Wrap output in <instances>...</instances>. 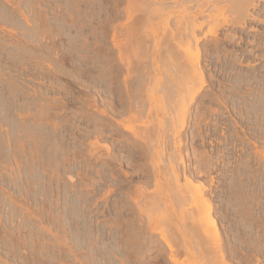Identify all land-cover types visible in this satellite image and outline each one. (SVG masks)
I'll use <instances>...</instances> for the list:
<instances>
[{
    "label": "rangeland",
    "instance_id": "obj_1",
    "mask_svg": "<svg viewBox=\"0 0 264 264\" xmlns=\"http://www.w3.org/2000/svg\"><path fill=\"white\" fill-rule=\"evenodd\" d=\"M138 1L0 0V264H172V245L177 264H264V0H204L205 12L203 0ZM189 53L203 83L174 163L211 171L192 182L191 201L137 183L150 174L136 159L148 147L121 125L132 121L123 106L145 102L136 132L163 122L175 150L168 134L184 73L167 57L184 55L182 65ZM93 141L107 158L90 159Z\"/></svg>",
    "mask_w": 264,
    "mask_h": 264
},
{
    "label": "bare ground",
    "instance_id": "obj_2",
    "mask_svg": "<svg viewBox=\"0 0 264 264\" xmlns=\"http://www.w3.org/2000/svg\"><path fill=\"white\" fill-rule=\"evenodd\" d=\"M138 1V0H137ZM145 2H146V0H144ZM147 1H149V0H147ZM154 1V0H153ZM160 1V0H159ZM164 0H162V2H163ZM166 1V0H165ZM175 1H178V0H175ZM181 1V0H180ZM206 1V0H205ZM209 1H213V0H208L207 2H209ZM215 1V0H214ZM220 1V0H219ZM224 1H227V0H224ZM230 1V0H229ZM236 1V0H235ZM234 1V2H235ZM144 2V3H145ZM161 2V1H160ZM198 2H200V1H198ZM207 2H205L204 3V0H203V4L201 3V4H199V3H197V0H196V3L198 4V7H196V10H201V12H202V9H203V11L205 12V8H203V7H207L208 5H206L207 4ZM232 2V1H231ZM239 2H240V0H239ZM239 2L237 1V4L236 5H238L239 4ZM246 2H247V0H246ZM138 3H139V1L137 2V4L136 5H138ZM141 3H143V2H141ZM153 3V2H152ZM179 3V2H178ZM177 3V4H178ZM229 3V2H228ZM236 3V2H235ZM234 3V4H235ZM212 4V3H211ZM216 4H219V3H216ZM215 4V5H216ZM231 4V3H230ZM233 4V3H232ZM241 4H243V3H241ZM240 4V5H241ZM135 5V4H134ZM142 5V4H141ZM143 5H145V4H143ZM210 5V4H209ZM213 5V4H212ZM248 5V4H247ZM139 6H140V4H139ZM211 6V5H210ZM214 6V5H213ZM212 6V7H213ZM211 7V8H212ZM217 7V6H216ZM215 7V8H216ZM238 7V6H237ZM241 8H242V5L240 6ZM198 8V9H197ZM239 8V7H238ZM140 9H138V11H139ZM165 10V9H164ZM195 10V11H196ZM211 10V9H210ZM209 10V11H210ZM215 10V9H214ZM170 11V10H169ZM171 12H172V10H171ZM208 12V11H207ZM198 13V12H197ZM202 14H204V13H202ZM191 19V18H190ZM193 19V18H192ZM191 22H193V21H191ZM195 22H196V19H195ZM210 22V21H209ZM195 23L193 22L191 25L193 26V27H191L190 25V28H192V29H190V32L189 33H192V35L190 36V38L191 39H193V37L195 38L196 36H195V32H196V28L200 25V23H199V25H198V22H196V24H197V26H195L194 25ZM200 28H202L201 26H199ZM132 29V28H131ZM178 29V28H177ZM129 30V29H128ZM133 30V29H132ZM188 30V29H187ZM187 30H185V31H187ZM191 30H192V32H191ZM131 31V30H130ZM199 31V30H198ZM188 32V31H187ZM213 32V34H216L217 33V30H213L212 31ZM178 33V32H177ZM186 33V32H185ZM197 33V32H196ZM129 34V33H128ZM131 34V33H130ZM174 34H172V36H173ZM178 35V34H177ZM175 36V35H174ZM173 36V39L175 38ZM179 36V35H178ZM183 36V35H182ZM186 36H188V35H186ZM171 38V37H170ZM178 38V37H177ZM186 38H188V37H186ZM189 38V39H190ZM172 39V40H173ZM188 39V40H189ZM190 39V40H191ZM180 40V39H179ZM178 40V41H179ZM188 40H187V42H188ZM196 40V39H195ZM176 41V40H175ZM192 41V40H191ZM113 42V41H112ZM115 42L117 43V40L116 41H114V44H115ZM190 42V41H189ZM196 42H198L199 43V41H196ZM119 43V42H118ZM120 44V43H119ZM119 44L117 45V46H119ZM143 44V43H142ZM172 44H174V43H172ZM178 44V43H177ZM132 45V44H131ZM144 45H145V43H144ZM195 45L197 46L198 44H196L195 43ZM142 46V45H141ZM178 46V45H177ZM185 46H187L186 48H188V46H190V45H185ZM192 46V45H191ZM115 47H116V44H115ZM132 47V46H131ZM154 47V46H153ZM156 47H157V44H156ZM156 47H154V48H156ZM179 47V46H178ZM175 48V47H174ZM173 48V49H174ZM193 48V47H192ZM197 48V50H198V47H196ZM158 49V48H157ZM171 49V48H170ZM190 48H188V51L187 52H190V50H189ZM134 50H135V48H134ZM155 50V49H154ZM176 50V49H175ZM113 51V50H112ZM161 51V50H160ZM108 52V51H107ZM162 52V51H161ZM199 52V51H198ZM109 53V52H108ZM135 53V52H134ZM194 53V52H193ZM111 54V53H110ZM110 54H108L107 55V57L108 58H113V57H111V55ZM154 54V53H153ZM161 54V53H160ZM160 54H158V53H155L154 54V56H153V60L154 59H156L157 61H158V59H161L162 57V55H160ZM173 54V53H172ZM192 55V56H190V55ZM189 54H187V61H188V63H189V65H188V63H187V61H186V63H182V65L180 64L181 63V59H182V57L184 56V55H181V58H180V56H179V58H178V54H174V55H172L171 56V58H170V56H168L167 58H168V60H169V63H170V61H172L171 63L172 64H175V62H176V66H177V70H176V67H175V65H173L174 67H175V69H174V67H172V69L173 70H175V73H177V71L179 72H181L182 73V71H183V73L184 74H180V75H184V77H182L183 79H181V81L179 80V82H178V85H176L177 84V80L175 79V73H173V76H175V77H172V74H171V77H172V81H174V84L177 86V89L176 90H174V91H177L176 93H177V98H174V99H177V102H176V104H175V102H173L174 104H175V107H176V109H175V111H176V115H175V118H173V119H171V124L170 125H172V127L170 126V127H168V128H172L173 129V131H171V132H173V134L171 133V134H168V135H173V136H171L172 138L174 137V139L175 140H177V141H175L174 140V149L175 150H173V152H171L170 151V142L166 139V138H168L167 137V135L165 134V136H164V131L166 130V127H165V125L166 124H164L163 122H159L158 123V126H156L155 128H153V126H149V128L148 127H145V128H143L142 129V131H143V134L142 133H138V132H136V130H135V127H134V123L136 124V121H138L139 119L141 120L142 118H141V113H143V112H141V110H143L142 108H144V103H142V102H140L139 103V93L141 92L140 90V92L139 93H137V95H138V103L137 104H140V105H132V101L131 102H129V104L130 105H128L126 108H125V106H123V108H124V110H128V111H130V114H131V118H132V121H130L129 123L130 124H121V125H123V127H124V131H126V132H129V133H131L133 136H135L136 138H140V140H141V137H142V141L144 140V143H146V147H148L147 148V150H148V152H144L143 151V149L145 148H142L141 150H140V153H138L139 154V156L136 158L137 160H139V161H141L140 163H138V166H139V168L141 169V170H147V171H149L150 172V174H149V177H148V179L147 180H145V181H143V180H138L137 181V183L139 182V183H142V185H143V183L144 184H147V183H150V182H152V180H154V187H155V192L156 193H159V195L161 194H164L167 190L168 191H177L179 194H181V196L182 195H185L184 197H187L186 199H188V200H190V199H193V196L192 197H188L187 195H189V193L191 194L192 193V191H190L191 189H192V182H193V184H194V180H196V182H198L197 181V179L198 178H201L202 176H204L205 174H207L208 175V173H211V171H210V168H209V170H203V167H202V169L199 167V166H197L196 165V167H195V169H193V168H191V169H193V170H195V171H191V169H190V165L188 166V165H183L184 167L182 168V169H179V167H177L176 165H175V163H176V161H175V154L176 153H178V154H180V151H182V141L181 140H178L177 138H179L181 135H182V133H183V131L186 129V127L188 126L187 125V122H186V119H187V117H188V113H189V106L192 104V103H194V100H195V98L197 97V95H198V93L200 92V86H202V83H200V80H202V78H203V74L200 72V70L198 71V69H197V71H196V69H195V67H196V64H198V62H199V59H200V57H199V54L197 53H195V55H193V54H191V53H189ZM140 55V54H139ZM137 55H135L134 57H136ZM193 56H195V57H193ZM105 57H106V55H105ZM139 57V56H138ZM161 57V58H160ZM105 59H107V58H105ZM171 59V60H170ZM136 60H137V58H136ZM141 60V57L139 58V63L141 62L140 61ZM165 60V59H164ZM175 61V62H174ZM178 61H180V63H178ZM136 63H137V61H136ZM146 63V62H145ZM156 63V62H155ZM184 64H186V65H188V66H186V65H184ZM137 65V67H138V63L136 64ZM157 66V65H156ZM172 66V65H171ZM183 66H185V67H183ZM190 69H189V68ZM139 68V67H138ZM189 69V70H191V72H189V70H188V72H185L184 70L185 69ZM200 68V67H199ZM135 69V68H134ZM184 69V70H183ZM187 69H186V71H187ZM201 69V68H200ZM182 70V71H181ZM137 71V70H136ZM140 71V70H139ZM169 71V70H168ZM172 71V70H171ZM117 72V71H116ZM157 72V71H156ZM174 72V71H173ZM179 72V73H180ZM171 73V72H170ZM185 73H187V74H185ZM189 73V74H188ZM113 75V74H112ZM117 75V74H116ZM177 75H179V74H177ZM178 76V77H181V76ZM114 79V78H113ZM128 80V79H127ZM131 80V79H130ZM153 81V80H152ZM151 81V82H152ZM127 83V82H126ZM145 84V83H144ZM159 84V83H158ZM130 85V86H129ZM134 85H136V84H133L132 85V88H133V86ZM197 86H198V88H197ZM128 88L129 87H131V84H128V86H127ZM126 87V88H127ZM137 87V86H136ZM127 88V89H128ZM134 89V88H133ZM132 89V90H133ZM164 90H165V88H164ZM169 89H167V90H165V91H168ZM120 91V90H119ZM129 91V89L127 90V92ZM134 91V90H133ZM151 91V90H150ZM162 91V90H161ZM164 91V92H165ZM112 92V91H111ZM147 92V91H146ZM129 93V92H128ZM165 93H167V92H165ZM123 94V93H122ZM133 92H132V94H131V92H130V96H132L133 97ZM200 94V93H199ZM135 95H136V93H135ZM176 95V94H175ZM120 96H121V94H120ZM124 96V95H123ZM128 96V95H127ZM140 96H142V95H140ZM129 97V96H128ZM143 97V96H142ZM142 97L140 98L141 100H142ZM130 98V97H129ZM136 98V97H135ZM125 99V98H124ZM127 99V98H126ZM133 99V98H132ZM121 101H122V99H121ZM120 101V102H121ZM125 101V100H124ZM128 101H130V99L128 100ZM175 101V100H174ZM164 103V102H163ZM125 104V103H124ZM121 106V105H120ZM122 107V106H121ZM163 109V108H162ZM171 109V108H170ZM145 110V109H144ZM143 110V111H144ZM169 111V110H168ZM126 112V111H125ZM149 113V112H148ZM128 114V113H127ZM130 114H128V115H130ZM143 115V114H142ZM129 118H130V116H129ZM147 118V117H146ZM142 120H144V118L142 119ZM129 121V120H128ZM144 123V122H143ZM167 128V129H168ZM170 129H169V131H170ZM166 131H168V130H166ZM94 132V131H93ZM95 133H97V132H95ZM170 133V132H169ZM94 134V133H93ZM141 134V135H140ZM97 138V137H96ZM169 139V138H168ZM96 140V139H95ZM94 142V141H93ZM95 142H97V141H95ZM92 143L91 142V144H92V152H91V157H90V159L91 160H93V158H96V160L98 159V160H101L100 159V157H102V155L104 154L103 152L104 151H102V153L100 152V148L98 147V145L96 146V143ZM155 144V145H154ZM143 147V146H142ZM108 147H106V149H107ZM98 149H99V155L100 154H102V155H100V156H98V154H97V152H98ZM105 149V148H104ZM109 149V148H108ZM146 149V148H145ZM175 151V152H174ZM177 154V155H178ZM107 155H110V153L108 154L107 153ZM104 157L103 158H107L106 156H105V154L103 155ZM180 156V155H179ZM128 157V156H127ZM130 157V156H129ZM128 157V158H129ZM136 157V156H135ZM181 158H182V154H181V156H180ZM110 158V157H109ZM122 158V157H121ZM131 158H133L132 156H131ZM112 159V158H111ZM135 158H133L132 160L135 162V161H137ZM115 160H117V159H115ZM126 160H128V159H126ZM131 160V161H132ZM181 160V159H180ZM94 161V160H93ZM102 161V160H101ZM104 161V160H103ZM124 161H125V158H124ZM123 161V162H124ZM138 161V162H139ZM174 161H175V163H174ZM105 162V161H104ZM114 162V161H113ZM133 162V163H134ZM94 163V162H93ZM125 163V162H124ZM127 163H130V162H127ZM183 163V162H182ZM117 164H118V162H117ZM126 164V163H125ZM90 168H91V171H92V173H94L95 171H94V164H91L90 163ZM103 166H104V164H102ZM179 166V165H178ZM209 166H211V165H209ZM105 167V166H104ZM208 167V166H207ZM106 168V167H105ZM205 168V167H204ZM90 170V169H89ZM106 170V169H105ZM139 170V169H138ZM91 171H89V172H91ZM208 171H210V172H208ZM102 173H103V171H102ZM140 173V172H139ZM95 175V174H94ZM210 175V174H209ZM211 176V175H210ZM92 177H94L93 176V174H92ZM91 177V178H92ZM185 178V181H186V183H185V181L183 182V184L181 185V181H180V179L181 178ZM90 178V179H91ZM95 178V177H94ZM102 178V177H101ZM92 180H93V178H92ZM91 180V182H94V180L92 181ZM102 181V180H101ZM133 181H135V180H133ZM213 181V180H212ZM105 182V181H104ZM103 182V183H104ZM132 182V181H131ZM202 182V181H201ZM210 182V181H209ZM95 183V184H94ZM93 183V185L92 186H94V185H96V181ZM99 183H102V182H100L99 181ZM98 183V184H99ZM103 183L101 184V185H103ZM135 183V182H134ZM200 183V182H199ZM204 183H205V181H204ZM100 185V184H99ZM98 185V186H99ZM201 185V187H200V191L197 193L199 196L201 195H205V193H204V190H205V192H206V187L204 186V184H200ZM91 186V187H92ZM138 186H140L139 184H138ZM146 186V185H145ZM151 186V185H150ZM199 186V185H198ZM90 187V188H91ZM95 187V186H94ZM102 187V186H101ZM100 187V188H101ZM143 187H144V185H143ZM194 187V186H193ZM98 188V187H97ZM120 188V187H119ZM118 188V189H119ZM130 189H132L131 187H129ZM128 188V189H129ZM145 188V187H144ZM93 189V190H92ZM92 193L90 192V194L89 195H91V194H94V191H95V189L92 187ZM122 189V188H121ZM128 189H126V190H128ZM129 189V191H131ZM91 190H89V191H91ZM98 190V189H97ZM96 190V191H97ZM140 190V189H139ZM147 190V189H146ZM146 190L144 189V191H142L143 192V194H142V192L140 193L142 196L143 195H145L146 193H144V192H146ZM103 191H104V189H103ZM118 191V190H117ZM120 191V190H119ZM137 191V190H136ZM107 192V191H106ZM105 192V193H106ZM127 192V191H126ZM139 191H137V192H134V194L136 193V194H138L139 195V193H138ZM172 192V193H173ZM113 192L111 191V194H112ZM155 193V194H156ZM178 193H177V196H180V195H178ZM187 193V194H186ZM104 194V193H103ZM101 195L100 196V198H103L102 196H104V195H106V194H104V195ZM110 194V195H111ZM119 194H120V192H119ZM126 194H128V192L126 193ZM154 194V195H155ZM121 195V194H120ZM123 195V194H122ZM131 195V197H133L132 195H133V192H132V194H130ZM129 195V196H130ZM147 195V194H146ZM154 195H150V196H153L154 197ZM158 195V196H159ZM161 195H160V197H161ZM197 195V196H198ZM127 197V198H129V199H131V197ZM137 196V195H136ZM140 196V195H139ZM142 196H140V197H142ZM148 196V195H147ZM173 196V195H172ZM176 196V195H175ZM180 196V197H181ZM196 196V195H195ZM199 196H198V198H199ZM200 196V197H201ZM206 196V195H205ZM138 197V196H137ZM155 197H156V195H155ZM174 197V196H173ZM184 197H181V199L182 200H186V199H184ZM94 198V197H93ZM99 198V199H100ZM110 198V197H109ZM125 198V197H124ZM135 198V197H134ZM133 198V199H134ZM147 198V197H146ZM150 198V197H149ZM152 198V197H151ZM162 198V197H161ZM160 198V199H161ZM202 198V197H201ZM204 198V197H203ZM98 199V200H99ZM123 199V198H122ZM148 199V198H147ZM195 199H197V197H195ZM107 200V199H106ZM143 200V199H142ZM145 200V199H144ZM162 200H166V199H162ZM187 200V201H188ZM203 200H205V199H203ZM127 201H130V200H127ZM126 200H125V202H127ZM137 201V200H136ZM135 201V203L138 205V203ZM191 201V200H190ZM194 201V200H193ZM192 201V202H193ZM208 201H209V199H208ZM108 202V201H107ZM106 202V203H107ZM165 202V201H164ZM186 202V201H185ZM184 202V203H185ZM205 202H207V199L205 200ZM210 202V201H209ZM209 202H207V204L205 205L206 207H208L207 208V210L209 211V212H207L209 215H210V213H212V206H211V204L209 203ZM95 203V202H94ZM140 203V202H139ZM196 203H197V201H196ZM195 203V204H196ZM200 203V202H199ZM126 204V203H125ZM135 204V205H136ZM201 204H203V203H200L199 205H201ZM127 205V204H126ZM153 204H151V206H152ZM155 205V204H154ZM153 205V206H154ZM181 205V204H180ZM179 205V206H180ZM194 205V204H193ZM151 206H149V209L151 210ZM152 206V207H153ZM184 205H181V207H183ZM196 206V205H195ZM203 206V205H202ZM202 206H199V207H197V208H199L198 210L200 211V207H202ZM205 206H203V207H205ZM139 207H140V205H139ZM138 207V215H139V213L141 212V214L143 213V211L145 212V210L147 211V214L149 215V209H147L146 207H148V206H146L145 207V209H144V207L143 208H139ZM142 207V206H141ZM180 207V209H182ZM104 208V207H103ZM125 208V207H124ZM166 208H173V205H170V206H167ZM187 208V207H186ZM125 209H127V208H125ZM188 209V208H187ZM191 209V208H190ZM195 209V208H194ZM202 209V208H201ZM129 210H131V209H129ZM205 211H207L206 210V208L204 209ZM204 210H201L202 212H200V214L201 213H203L204 212V214H205V211ZM188 211V210H187ZM124 212V211H123ZM129 214V213H128ZM140 214V215H141ZM145 214V213H144ZM207 214V215H208ZM130 215V214H129ZM193 215V214H192ZM197 215V214H196ZM208 215V216H209ZM201 216H203V215H201ZM205 216H206V214H205ZM205 216L203 217V218H205ZM213 216V215H212ZM211 216V217H212ZM136 217H138V216H136ZM140 217L141 216H139L138 218L140 219ZM150 217V216H149ZM148 217V218H149ZM195 217V216H194ZM207 217V216H206ZM130 218V217H129ZM199 218H200V216H199ZM202 217H201V219H203ZM127 219V218H126ZM150 219H151V217H150ZM201 219H199V223H197L198 225L197 226H200V220ZM206 219V218H205ZM205 219H203L202 221L204 222V220ZM212 219V218H211ZM142 220H143V218H142ZM207 220H210V217L208 218V219H206L205 221H206V224H208L209 226L211 225ZM141 221V220H140ZM129 222H130V220H129ZM208 222V223H207ZM211 222H212V226H214L215 227V225H216V223H215V221L214 220H211ZM128 223V222H127ZM149 223H150V220H149ZM195 223V222H194ZM121 224V223H120ZM120 224L118 223V225L120 226ZM201 224H204V223H201ZM125 225V224H124ZM123 225V226H124ZM126 227V226H125ZM202 226H200V228H201ZM206 227V226H205ZM114 228V227H113ZM119 228H122V224H121V227H118V229ZM207 229V228H206ZM120 230V229H119ZM125 230H126V228H125ZM118 231V230H117ZM199 231V230H198ZM120 232V231H119ZM122 232V231H121ZM120 232V234H122ZM127 232V231H126ZM193 232V231H192ZM197 232V231H196ZM104 233V232H103ZM161 233V232H160ZM197 233H199V232H197ZM124 234V233H123ZM193 234H196V233H193ZM192 234V235H193ZM200 234V233H199ZM125 235V234H124ZM124 235H123V237H124ZM101 236H102V234H101ZM215 236H218V235H216L215 234ZM126 237V236H125ZM125 237H124V239H125ZM197 237H199L198 235H196V239H197ZM219 237V236H218ZM218 237H216V238H218ZM102 238H104V237H102ZM101 237L99 238V239H102ZM121 238H122V236H121ZM127 238H129V237H127ZM199 238H201V235H200V237ZM215 238V239H216ZM98 239V240H99ZM129 239H131V238H129ZM123 240V239H122ZM125 240H128V239H125ZM124 240V241H125ZM198 240V239H197ZM202 240V239H201ZM205 240V239H204ZM204 240H202V241H204ZM207 240V239H206ZM211 241V240H210ZM216 241H217V239H216ZM221 241V240H220ZM196 242V241H195ZM218 242V241H217ZM198 243V242H197ZM215 243V242H214ZM217 244V243H216ZM167 245H169V243L167 244ZM202 245V244H201ZM224 245V244H223ZM173 246V247H172ZM172 246H168V248L170 247V249L169 250H171V256H170V260H171V263L172 264H177L178 263V260L177 259H174L175 258V256H176V252H178V250L176 249V247L174 246V245H172ZM212 246V245H211ZM214 246V245H213ZM197 247V246H196ZM217 248H219L218 250H219V253H220V255H214V256H217V258H219V257H221V258H219L218 259V261H220L221 259L222 260H224L225 258L224 257H226V253L225 252H222L224 249L222 248V250H221V246H220V243L216 246ZM177 250H175V249ZM178 248V247H177ZM212 248V247H211ZM215 248V247H214ZM213 249V248H212ZM189 250V249H188ZM209 250H210V248H209ZM176 251V252H175ZM213 251V252H212ZM212 251H209V253H208V255H211L212 253L213 254H216L218 251H217V249H215V251L214 250H212ZM183 252V251H182ZM197 252V251H196ZM207 252H208V250H207ZM215 252V253H214ZM189 253H191V252H189ZM206 252H204L203 254H205ZM211 253V254H210ZM223 253H225V254H223ZM174 254H175V256H174ZM178 254H180V252L178 253ZM177 254V255H178ZM192 254V253H191ZM190 254V255H191ZM212 254V255H213ZM211 255V256H212ZM181 256V255H180ZM210 256V257H211ZM219 256V257H218ZM194 257H196V256H194ZM208 257V256H207ZM209 257V258H210ZM177 258V257H176ZM199 258V257H198ZM208 259V258H207ZM169 260V261H170ZM175 260L177 261V263L175 262ZM215 260V259H214ZM226 260H227V258H226ZM211 261H212V259H211ZM225 261V260H224ZM223 261V262H224ZM221 262V261H220ZM229 262V261H228ZM219 263V262H218ZM225 263V262H224ZM227 263V262H226ZM217 264V263H216ZM229 264H231V263H229Z\"/></svg>",
    "mask_w": 264,
    "mask_h": 264
}]
</instances>
